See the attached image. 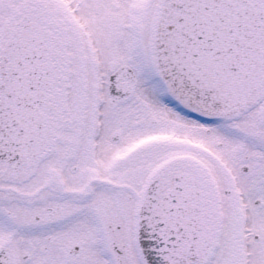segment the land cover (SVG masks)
<instances>
[{
  "label": "snow or ice",
  "instance_id": "obj_1",
  "mask_svg": "<svg viewBox=\"0 0 264 264\" xmlns=\"http://www.w3.org/2000/svg\"><path fill=\"white\" fill-rule=\"evenodd\" d=\"M0 264H264V0H0Z\"/></svg>",
  "mask_w": 264,
  "mask_h": 264
}]
</instances>
